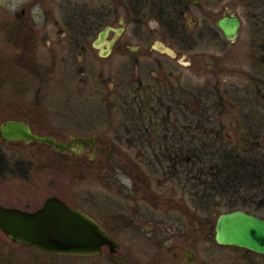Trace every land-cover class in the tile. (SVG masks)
<instances>
[{
    "label": "flooded vegetation",
    "instance_id": "flooded-vegetation-1",
    "mask_svg": "<svg viewBox=\"0 0 264 264\" xmlns=\"http://www.w3.org/2000/svg\"><path fill=\"white\" fill-rule=\"evenodd\" d=\"M201 2L202 0H79L78 3L69 5L68 17L55 20L51 11L52 0H0V62L7 60L13 63L19 72L17 78H13L17 84L12 89L21 98L0 103V115L4 116L0 118V129L4 121L18 120L29 124L33 134L47 135L55 141L69 144L68 151L61 152L38 142H8L0 130V184H4L8 178L33 183L50 174L56 180L60 178L65 185L64 196L51 191L47 198L39 202L32 203L28 199L19 201L16 205L0 203L1 206L34 212L53 196L64 201L67 206L82 210L102 226L96 216L112 218L115 215L108 213L100 197L85 201L75 197L70 190L80 180L94 179L95 182L108 185L109 190L120 187L119 193L130 194L127 201L137 202L139 205L131 210V217L124 224V230L131 228V225L139 231L156 230L150 224L137 219L155 216H147L148 210L140 207L144 203L151 206L158 203L165 206V212L168 213L178 212L192 217L197 215L186 202L184 204L187 212L180 210V196L176 197V192L169 196L166 193L160 194L155 189V186L161 188L168 181H179L180 185L181 174L192 170V159L184 157L193 156L197 149L191 147L192 135L182 133V122L187 118L182 116L185 114L184 110L191 111L197 102L204 103L202 101L206 102L209 110L211 107L207 103L213 94L217 96V101L227 102L230 106L234 102L238 103V107L243 106L245 98L242 83L233 81L230 85L223 78L228 75L226 70L216 67L205 68L209 74L206 78L207 85L200 89L193 84V78L203 76V71L198 70L201 68L202 54L199 50L204 47L208 52L213 44V22L208 20L209 0L205 3L204 21H196L188 8L190 5L200 8ZM129 24L134 28L132 32L126 29ZM105 28V37L102 38L100 33ZM163 30L169 38L166 43L174 40L179 45L174 50L169 49L168 52L167 48H159L160 43L166 40ZM223 39L225 48L237 41ZM257 39L263 40L261 37ZM116 55L124 58L127 66L131 67L124 93L116 89L119 85H113L111 79H102L111 75L112 68H101L100 62L112 60ZM253 57L255 77L248 78L255 85L264 87V64L261 65L264 47L258 45L257 53ZM260 67H263V71ZM181 68L192 76L187 77ZM242 73L237 74L244 78ZM20 76H23L22 83ZM57 76L69 84L77 80L80 92L89 91L90 97L94 99L98 95L101 100L93 106L95 113L88 109L86 116L82 118L76 113L70 116L63 111L60 120H53L48 114L58 105L43 99V95L45 87L53 84ZM104 85L106 89L102 87ZM4 86L5 83L0 82V91ZM246 91H249L248 88ZM119 97L123 98L118 104L124 110L125 122L119 123V128H115L117 133L112 138L118 141L124 138L125 149L109 142L105 138L106 133L101 129V126L109 122L108 118L100 114L101 109L105 103H108V107L115 108ZM69 102H59V109H66ZM234 108L235 106L231 107L233 110ZM109 123L107 130L113 129L112 122ZM122 126L125 133L120 130ZM184 140L190 141L189 149L182 148L186 144H182ZM5 145H40L44 150L36 159V164H32L30 160L23 164L18 155L5 150ZM46 152L51 155H45ZM123 155L125 159L122 158ZM185 160L189 163L184 165L182 162ZM118 168L126 173L128 183H122L116 176L113 177V171L116 172ZM160 168L165 170L162 179L153 175ZM109 181L110 185L107 183ZM49 182L54 184L52 180ZM111 182L115 183L114 187ZM191 202L195 204L193 200ZM151 210L155 211L152 207ZM102 227L108 232L105 226ZM202 232L201 239L198 236L187 239L192 242L189 246L177 241L173 245L168 244L165 252L170 254L174 264H209L208 261L197 260L198 253L194 246L199 241L219 245L214 241L215 232L212 235ZM166 239L168 238L165 236L161 238L162 246H166V241L169 240ZM106 249L108 248L105 247ZM115 255L109 256L111 261Z\"/></svg>",
    "mask_w": 264,
    "mask_h": 264
},
{
    "label": "rangeland",
    "instance_id": "rangeland-1",
    "mask_svg": "<svg viewBox=\"0 0 264 264\" xmlns=\"http://www.w3.org/2000/svg\"><path fill=\"white\" fill-rule=\"evenodd\" d=\"M78 1L79 0H52L51 11L53 14V19L62 20L64 17H68L70 14L69 5H71V3L76 4ZM233 1L234 0H224L216 3L214 0H209L208 2V20L210 19L213 22V44L210 50H208L209 53L204 47H201L199 50L202 54L200 56L201 68L198 70L203 71V76H198L196 79L193 78V84H196V86L200 89L204 87L207 81L206 78L209 76V74L205 71V68L207 67L210 69L216 67L219 70H226L228 75L223 76V78H225L227 82H230V85L233 84V81L241 82V86L244 88L243 92L245 93L247 88L249 91L254 89L253 86L255 83L250 82V78H248V76L251 77L255 73V60L253 59V55L257 53L258 45L264 47V31L261 32V38H263V40L259 41L257 38L260 36L256 33L259 32L258 28L260 27L258 26V28H256L257 26L255 19L246 13V9L243 6L240 5L234 7L235 1ZM205 3L206 0H202L200 8L193 7L192 5L188 7L189 10L192 11V15L195 20L198 22H200V20L204 21L202 19L204 18L203 13L206 9ZM231 10L236 11L239 18L242 19L240 27L241 33H239L235 43H232V45H228L225 48V40L220 35L221 32L215 28V23L218 21L217 19L220 18L221 15L230 12ZM262 23V29H264V20H262ZM126 29L129 32L134 30L130 24L128 27H126ZM163 32L165 33L164 30ZM167 36V33H165L166 40H163V42L160 43L161 47L159 48H167L166 51L169 52V49L174 50L179 45L174 42V40H170V43H166V41L169 39ZM223 48L224 51H222ZM100 66H102L101 68L109 66L112 68L111 75H106L102 77V79H111L113 85H119L117 88H114L119 89V91L124 93L127 88V81L129 79V69H131V67L127 66L125 59L116 55V57L112 60L107 59L106 61H101ZM260 69L263 71L262 67H260ZM181 70L184 71V74H186L187 77L192 76L189 74V72H186L184 68H181ZM237 73H242V75H245V77H240L241 74ZM18 74L19 72L15 69L13 63H9L7 60H2L0 62V82L5 83V86L3 87L4 89L0 91V103H2V101H12L13 99L21 100V98H19L20 95L15 93L12 89V86L16 83L13 81V78ZM59 77L60 76H57L55 82L50 86L47 85L44 89L45 93L43 95V99L52 103L56 102V105H58V107H56L54 110H51V113L49 112L48 115L53 118V120H60L61 113L63 111L65 113L67 112L70 116L77 114L82 118L83 116H86L88 109L95 113L93 106L97 105V101L99 102L101 100L99 99V96L97 95V99H94L93 97H90L89 91L84 93L81 90L80 92V85L77 83V80H75L74 83L69 84V82H66L61 77ZM254 77L255 76H253L252 79H254ZM20 78V83H22L23 76H20ZM222 83L225 82L223 81ZM105 85L102 87L105 88ZM216 97L217 96L213 94L211 97L212 101L210 100L211 102L208 101L207 103L209 104V107H211L210 114L213 116L212 121L217 122V125H222L224 127L222 130V135H224L226 138L225 140L231 142L232 140H236V138L239 136L237 133L238 128L240 127V124L238 123V114L235 110L231 109L230 104H227V102H219L217 101ZM117 99L118 102L115 108L108 107V103L104 104L102 101L100 102L102 105L104 104V108L101 109L100 114H102V117L108 118L109 122H112L113 127V129L107 130V127L110 125V123L107 122L106 125L103 127L101 126V129L106 133L105 138L108 139L109 142L114 143V145L118 148L122 147L125 149L124 143H126V140H124V138L120 139V141L114 140L112 138V136L115 135L114 133H117L115 128H119V123L125 122L124 110L121 108V105L118 104L123 98L119 97ZM66 100L70 101L71 103L69 102L68 105L66 104V109H59L61 107L59 102ZM202 102L206 103L205 101ZM56 105H54V107ZM3 117L0 115V118ZM120 130L122 133H125L123 126ZM111 132L113 133L110 134ZM225 133H228L231 138H228ZM171 142H168V144H171ZM5 146V150L14 155H18V158L20 161H23V164L27 160L32 161V164H36V159L39 157V154L41 155L43 153L44 150L43 148H40V145H26L21 147H10L8 145ZM165 146L166 143L164 142V147ZM45 155L51 154L48 152ZM164 172V168H160L159 171L157 170L153 175L155 178L160 177L162 179ZM113 174V177L116 176L117 179L121 180L122 183H125V181L127 182L126 173L121 169L118 168L116 172L113 171ZM53 179H55V177L50 174H48V176L44 177L43 179L38 178V180H35L33 183L28 180L27 182H23L20 179L8 178L4 184H0V203L3 205H7V203L16 205L19 203V201L28 199L31 200L30 202L35 203L39 202V200L47 198L51 191H53V193H61L64 196V183L61 182L60 178L59 180ZM50 180H52L54 184H50ZM110 181L107 182L109 185ZM178 182L179 181H168L161 188H158L155 186V184L154 186L160 194L166 193L171 196L174 194V192H176V197H179L181 196L183 190H181L179 187ZM59 183L63 184L60 185ZM114 184L115 183H112V186ZM70 190L72 194L75 195V197L82 198L85 201L87 199L91 200V198L99 196L101 203L107 207V210L109 211L108 213L115 215L112 218H107L105 215L102 217L96 216V218L102 226L107 228L110 235L115 237L119 243L120 249H118L117 254L114 256L115 260L118 259L116 262L117 264H174L171 260L170 254L165 252L168 244L173 245L174 241H177L189 246L192 243L191 240H187L190 236H192V238L195 236H198V239L202 238V227L199 225V223L197 224L193 220L191 215L183 216L178 212H165L167 210L166 207L160 206L158 203L155 206H151L146 203L140 204V207H142L143 210H148L147 216L151 217L152 214H155V216L153 218L145 219L142 217L137 218L138 221L150 224V226L155 227L156 230L139 231L132 227V225L131 228L124 230V224H127L131 217V210L139 205L136 204L137 202L131 203L127 201V198L130 196V194H127L126 192L119 193L120 187H114L112 190H109V186L102 182L100 184L99 182H95L94 179H86V181L83 179L80 180V182L78 181L76 184H74ZM189 198L190 196L186 194L184 199L192 212L197 213V215L198 213L206 214L209 212V210L207 211L205 208L201 209V207L194 206V203H192ZM151 207L155 211H152ZM177 214L179 215L177 216ZM164 236L169 239H166L168 240L166 241V246H162L160 244L163 243L161 238ZM194 248L196 253H198L197 260L201 262L208 261L209 264H264V255H257L254 252H247L244 249L240 250L236 249L235 247L216 246L214 242L203 243L199 241V243H197ZM107 250L108 249H106L101 256H84V259L83 257L77 256L49 257L43 252L40 253L34 249H28L22 245L19 246L13 244V242L8 241L4 237L2 231H0V264H113V261H111Z\"/></svg>",
    "mask_w": 264,
    "mask_h": 264
},
{
    "label": "trees",
    "instance_id": "trees-1",
    "mask_svg": "<svg viewBox=\"0 0 264 264\" xmlns=\"http://www.w3.org/2000/svg\"><path fill=\"white\" fill-rule=\"evenodd\" d=\"M234 1V7L243 6L246 13L255 19L256 28H263L264 0ZM260 28L256 34L261 37L264 29ZM263 59L261 57V65L264 64ZM244 97L243 106L238 107L236 102L230 106H235L240 124L239 136L231 142L222 135L224 127L212 121L213 116L205 103L197 102L193 110L182 113L187 117L182 122V133L192 135L191 147L197 150L193 156L184 157L192 159V170L181 174L180 210L187 212L184 204L186 194L196 207L209 210L206 214L193 216V220L201 225L202 231L211 235L220 212L244 209L264 217V87L256 84L252 91H246ZM184 142L186 144L182 148L189 149L190 141L184 140L182 144ZM188 163L186 160L182 162L184 165ZM113 259V264H117L118 259L115 260L114 256Z\"/></svg>",
    "mask_w": 264,
    "mask_h": 264
},
{
    "label": "water",
    "instance_id": "water-1",
    "mask_svg": "<svg viewBox=\"0 0 264 264\" xmlns=\"http://www.w3.org/2000/svg\"><path fill=\"white\" fill-rule=\"evenodd\" d=\"M217 20L215 27L221 35L230 42L235 41L241 33L242 21L236 11L231 10ZM105 33L106 28L100 36L104 38ZM1 125V134L8 142H38L61 152L68 151L69 144L55 141L47 135L31 133L29 124L25 122L6 120ZM225 135L231 138L228 133ZM0 230L13 244L33 248L50 256H101L105 247L108 248L109 256H112L120 249L115 237L109 235L93 218L53 196L34 212L0 205ZM213 231L214 241L219 246H234L264 255V217L244 209L220 212Z\"/></svg>",
    "mask_w": 264,
    "mask_h": 264
}]
</instances>
